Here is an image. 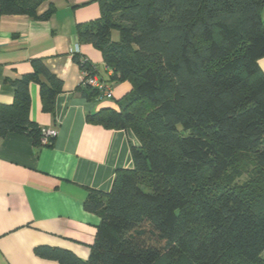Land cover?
<instances>
[{
  "label": "trees",
  "instance_id": "1",
  "mask_svg": "<svg viewBox=\"0 0 264 264\" xmlns=\"http://www.w3.org/2000/svg\"><path fill=\"white\" fill-rule=\"evenodd\" d=\"M46 1L0 0V13L47 19L54 6L40 14ZM97 1L100 15L77 24L78 41L102 52L112 83L132 88L118 107L87 120L130 128L140 144L132 146L134 167L118 169L110 191L89 189L84 208L101 220L87 257L50 245L35 252L60 264H226L230 254L264 264V0ZM33 64L6 78L15 97L0 104V138L24 133L40 145L29 84H40L52 114L63 86L42 60ZM84 85L86 98L104 99ZM245 150L259 170L253 192L227 180Z\"/></svg>",
  "mask_w": 264,
  "mask_h": 264
},
{
  "label": "crops",
  "instance_id": "2",
  "mask_svg": "<svg viewBox=\"0 0 264 264\" xmlns=\"http://www.w3.org/2000/svg\"><path fill=\"white\" fill-rule=\"evenodd\" d=\"M50 5L54 10L47 19L0 13V104H10L15 97V87L6 78L33 72L36 59L63 86L52 114L43 110L40 84H29L30 119L58 131L52 144L40 146L30 135L16 132L0 138V264H60L38 255L39 245L87 257L101 220L84 208L89 189L110 191L117 170L134 167L132 146L140 144L130 128H106L87 120L102 107H118L116 101L132 88L128 81L112 83L113 71L102 52L78 41L77 24L97 18L99 2L47 0L39 13ZM112 38L118 40L117 30ZM75 54L91 64L93 74L112 84V99L82 94L84 70ZM259 64L264 72V57Z\"/></svg>",
  "mask_w": 264,
  "mask_h": 264
},
{
  "label": "rangeland",
  "instance_id": "3",
  "mask_svg": "<svg viewBox=\"0 0 264 264\" xmlns=\"http://www.w3.org/2000/svg\"><path fill=\"white\" fill-rule=\"evenodd\" d=\"M258 179L259 170L256 167L253 153L247 150L239 152L234 159L233 165L228 170L227 180L237 188H245V191L253 192L252 187H254ZM261 194L264 200V191ZM262 258L264 259V252L262 253ZM225 262L226 264H246L234 254H230Z\"/></svg>",
  "mask_w": 264,
  "mask_h": 264
},
{
  "label": "built area",
  "instance_id": "4",
  "mask_svg": "<svg viewBox=\"0 0 264 264\" xmlns=\"http://www.w3.org/2000/svg\"><path fill=\"white\" fill-rule=\"evenodd\" d=\"M83 82L84 84H88L90 86L98 88L101 91L103 97H106V98L113 97L112 86L108 84L107 82L98 78L95 74L90 75L88 71H84ZM41 132H42V135L40 139V146H46V145L52 144L53 140L55 139L58 133L56 129L45 127V126L41 127Z\"/></svg>",
  "mask_w": 264,
  "mask_h": 264
}]
</instances>
